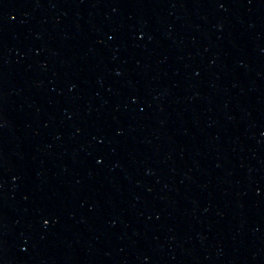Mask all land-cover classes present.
<instances>
[{
    "label": "water",
    "instance_id": "water-1",
    "mask_svg": "<svg viewBox=\"0 0 264 264\" xmlns=\"http://www.w3.org/2000/svg\"><path fill=\"white\" fill-rule=\"evenodd\" d=\"M0 264H264V0H0Z\"/></svg>",
    "mask_w": 264,
    "mask_h": 264
}]
</instances>
